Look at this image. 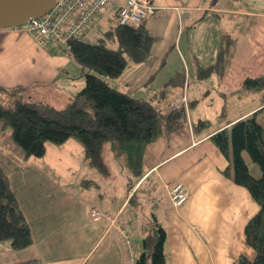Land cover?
Segmentation results:
<instances>
[{
	"label": "crops",
	"instance_id": "1",
	"mask_svg": "<svg viewBox=\"0 0 264 264\" xmlns=\"http://www.w3.org/2000/svg\"><path fill=\"white\" fill-rule=\"evenodd\" d=\"M152 2L156 11L145 23L156 37L150 56L142 62H131L118 77L105 79L136 97H154L163 112L174 108L183 96L179 86L166 84L175 73L185 71V95L187 78L198 86L192 88L193 99L197 100L194 109L190 86L186 95L187 123L146 148V173L137 183L149 194L146 204L137 198L135 207L128 204L137 185L124 195L121 192L120 199L105 191L115 187L114 170L110 168L104 176L90 166L79 139L70 137L60 145L47 142L44 156L25 157L9 132L0 130V161L10 175L33 234L32 244L23 249L0 241V264H134L128 260L120 224L134 223L137 252L141 253L142 240L136 232L145 231L146 218L153 214L167 229L166 264H234L241 255L251 260L256 257L245 227L259 204L246 187L225 174L229 158L211 135L264 106L258 90L243 86L246 77L264 75V0ZM118 8L111 6L90 31L104 18L117 21ZM226 39L231 46L224 72L215 69L208 80L198 81L200 68L216 64ZM85 70L67 43L42 41L22 27H0V85L25 87L28 99L63 108L84 86ZM212 91L216 97L211 95L209 99L206 94ZM244 93H251L256 101L242 106L246 98L240 95ZM220 99H227L230 109L222 106L210 114L207 110L224 104ZM234 103L241 107L234 110ZM259 117L264 125V110ZM214 119L219 121L210 124ZM200 121L204 122L201 127ZM121 172L128 179L127 170ZM251 172L260 175L257 166H252ZM83 180L97 183L88 187ZM178 180L190 194L183 205L174 207L167 182ZM160 184L162 202L157 193ZM102 191H109L114 199L102 203ZM94 209L105 211L108 217L92 218ZM110 216L116 218L115 223Z\"/></svg>",
	"mask_w": 264,
	"mask_h": 264
},
{
	"label": "trees",
	"instance_id": "2",
	"mask_svg": "<svg viewBox=\"0 0 264 264\" xmlns=\"http://www.w3.org/2000/svg\"><path fill=\"white\" fill-rule=\"evenodd\" d=\"M111 20L110 32L118 38L119 48L110 47L106 41L85 39L84 35L94 27L95 21L88 32L68 40L70 53L86 70L84 86L65 107L32 101L28 99L25 87L0 85V130L9 132L25 157H42L47 152V142L60 145L75 137L84 145L85 161L104 176L110 173L104 154L105 144L109 142L115 160L122 170H127V186L131 190L146 173L144 164L148 144L184 126L187 112L184 106H177L162 113L154 97H136L105 79L118 77L131 62L146 60L156 40L147 29L146 22L134 26L120 23L118 18L115 21L111 17ZM230 46L231 41L226 39L220 46L216 64L200 68V73L207 76L215 69L224 72ZM171 77L167 85L177 80L184 83L185 71H178ZM243 86L259 90L264 101V75L246 77ZM5 97L6 101H3ZM261 110L264 106L211 135L219 150L229 158L230 165L223 170L225 174L246 187L259 204V210L245 227L247 242L256 250V257L251 260L241 255L234 264H264V125L258 119ZM203 125V121L198 124L200 127ZM245 152L249 153L252 161L260 164L261 177L251 174ZM83 181L88 187L97 183ZM140 187L138 184L133 191L129 205L134 204ZM145 224L141 253L134 264H166L167 229L155 214L146 218ZM0 241H9L17 250L33 242L32 229L1 161Z\"/></svg>",
	"mask_w": 264,
	"mask_h": 264
},
{
	"label": "built area",
	"instance_id": "3",
	"mask_svg": "<svg viewBox=\"0 0 264 264\" xmlns=\"http://www.w3.org/2000/svg\"><path fill=\"white\" fill-rule=\"evenodd\" d=\"M117 3L119 22L134 26L145 22L157 7L152 0H58L51 9L41 16L31 18L22 28L31 31L42 41L52 39L57 44L67 43L70 38L88 32L96 18ZM174 183L169 187V193L173 206L178 207L186 202L189 192L183 182ZM103 215L100 210L92 212L96 219ZM120 229L123 239L127 240L132 249L130 235L133 225L121 226ZM133 260L134 256L130 258V261Z\"/></svg>",
	"mask_w": 264,
	"mask_h": 264
},
{
	"label": "rangeland",
	"instance_id": "4",
	"mask_svg": "<svg viewBox=\"0 0 264 264\" xmlns=\"http://www.w3.org/2000/svg\"><path fill=\"white\" fill-rule=\"evenodd\" d=\"M152 16V15H151ZM98 20V19H97ZM99 22V21H98ZM97 22V24H96V27L92 30V31H90L88 34H86V35H84V37H85V39L86 40H89V41H106L107 42V44L110 46V47H113V48H119L120 47V43H119V40H118V38L117 37H115V35H113L111 32H110V28L112 27V20L111 19H106V18H104V19H102L99 23ZM185 40H187V37L185 36ZM209 75V74H208ZM208 75L207 76H201V77H199L198 78V81L199 80H201V79H209L208 78ZM181 76H182V74H181ZM172 78V77H171ZM170 78V79H171ZM174 80H177V79H175L174 78ZM60 81L62 82V76L60 77ZM175 82V83H174ZM197 82H195V81H193V79H191V80H189L188 78L186 79V86H185V88H186V95H187V93H188V89H189V86H190V100H191V107L194 109L195 107H196V103H197V100L196 99H193L194 98V96H193V87H195V86H198V84H196ZM184 83H182V82H178V80L177 81H172L171 82V84L170 85H173V86H179L180 87V89H181V99L180 100H178L177 102H179V104L180 103H186L187 101H188V99H187V96L185 95V90L183 91V89H184V85H183ZM183 91V92H182ZM254 91V90H253ZM163 91H161L160 92V94L162 93ZM258 92H260L259 90H258ZM260 94V97H261V92L259 93ZM207 96H208V98L210 99V96L212 95L213 97H216V94L214 93V91H212V94H209V93H207L206 94ZM161 96H162V98L164 99V96H163V94H161ZM241 97H244V98H246V101L243 103V105L242 106H247V105H250L251 104V102H255L256 100L255 99H253L254 97H253V95L251 94V93H244L243 95H240ZM138 97V96H137ZM142 98V97H141ZM59 100H62V97L61 98H58ZM261 99H262V97H261ZM237 100V103H238V101H239V99H236ZM154 101H155V104H156V106H157V100L156 99H154ZM220 101L221 102H223L224 104H220L219 106L220 107H218V108H210L209 110H207V111H210V114L211 113H213V115H214V113H216L218 110H220L221 108H222V106H224V107H226L227 109H230V107H231V105H230V102H228V100L227 99H225V100H221L220 99ZM59 101H57V103H58ZM60 103V102H59ZM237 103H234V110L235 109H238V108H240L241 106L239 105V104H237ZM205 104H207V103H205ZM162 113H163V111H162ZM231 114V111H229V115ZM262 118H264V117H262ZM259 120H261V117H259L258 118ZM215 121H212V122H210V124H215V122H218L219 120H217V119H214ZM200 123V122H199ZM104 154H105V157H106V161L109 163V165H110V168L112 169V170H114V184H115V187H114V189L112 190V189H110L109 187L108 188H106L105 189V191H107V190H109V191H111L112 193H114V196H116L118 199H120V194H121V192H123V195L124 194H126V191L128 190V186H127V176H125L121 171H122V167H121V165L115 160V158H114V155H113V152H112V150H111V148H110V143L109 142H106V144H105V147H104ZM244 155H245V157H246V159H247V161H248V163H249V167H250V171H251V167L252 166H257V168H259L260 169V175H258V176H256V175H254L252 172H251V174L254 176V177H256V178H258V177H261V175H262V170H261V166H260V164L258 163V162H256V161H252V159H251V156L249 155V153L248 152H245L244 153ZM57 174H59V173H57ZM60 176H62V174H59ZM58 177V176H57ZM125 179H126V183H125ZM151 179H153V176L151 177ZM151 180H149L147 183V185H146V187H148V185H149V182H150ZM168 183V185H169V187L171 188V186H173L172 184L174 183V182H167ZM176 183V182H175ZM174 183V184H175ZM184 183V182H183ZM185 185V184H184ZM163 188H162V186H161V184L157 187V193L159 194L158 196L160 197V191L162 190ZM105 191H102V193H104V196H101V202L102 203H104V202H109V201H111L112 199H114L113 198V196H111V195H108L109 194V191L108 192H105ZM148 192L146 193L145 192V189H140L139 190V192H138V195H137V199L138 200H141V199H143L144 201V204H146L145 203V201H147V197H148ZM160 201L162 202L163 201V199H162V197H160ZM132 206H134V204H132ZM135 207V206H134ZM110 220L113 222V223H115L116 222V218L115 217H113V216H110ZM122 224H125V222H123ZM145 231L143 230V231H137L136 232V235H139L138 236V240H142L143 241V239H144V236H145ZM137 256H139L140 255V253H135ZM136 255H134L135 256V258H136ZM135 260L136 259H134L133 261H130V262H132V263H134L135 262Z\"/></svg>",
	"mask_w": 264,
	"mask_h": 264
},
{
	"label": "water",
	"instance_id": "5",
	"mask_svg": "<svg viewBox=\"0 0 264 264\" xmlns=\"http://www.w3.org/2000/svg\"><path fill=\"white\" fill-rule=\"evenodd\" d=\"M58 0H0V27L19 26L43 15Z\"/></svg>",
	"mask_w": 264,
	"mask_h": 264
},
{
	"label": "bare ground",
	"instance_id": "6",
	"mask_svg": "<svg viewBox=\"0 0 264 264\" xmlns=\"http://www.w3.org/2000/svg\"><path fill=\"white\" fill-rule=\"evenodd\" d=\"M155 11H156V9H155ZM134 234H135V227L133 225V230H132L131 235H130V237L132 239V243H133L132 249L129 247L127 240H124L125 241L126 250H127V256H128V260L129 261H130V258L132 256H134L135 253L137 252V245H136V241H135V238H134Z\"/></svg>",
	"mask_w": 264,
	"mask_h": 264
}]
</instances>
